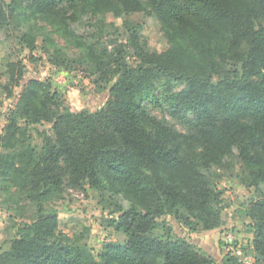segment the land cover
<instances>
[{"label": "trees", "instance_id": "16d2710c", "mask_svg": "<svg viewBox=\"0 0 264 264\" xmlns=\"http://www.w3.org/2000/svg\"><path fill=\"white\" fill-rule=\"evenodd\" d=\"M58 1L38 0L37 6L49 11ZM113 1L115 12L124 16L154 14L173 45L160 55L137 50L141 62L137 68L117 61L114 69V63L97 62L94 84H112V98L96 113L65 107L48 116L49 108L62 106V95L46 88L39 96L38 89L28 88L12 118L19 113L36 123L57 118L54 135L46 137L40 153L28 146L19 156L28 155L40 164L39 170L30 166L35 172L29 175L36 176V182L59 191L58 167L64 161L74 182L102 188L104 173L132 197L135 206L122 209L112 220L127 243L105 245L96 259L87 247L59 232V217L54 214L28 225L10 250L0 253V264H236L237 257L220 258L215 246L173 236L165 218L172 215L189 232L197 231L194 218L204 230L215 229L221 214L214 205L220 193L209 177L212 166L231 167L237 158L250 167L257 180L253 185L262 192L245 215L251 221L252 252L264 264V161L253 154L264 145V28H253L254 20L264 22V0ZM8 8L15 16L18 6ZM6 17L0 1V26L6 25ZM244 45L246 53L241 50ZM155 76L186 84L187 90L171 98V104L193 115L192 125L203 146L201 163L187 160L179 147L166 145L139 124L141 99L153 88ZM38 103L42 106L36 110ZM19 130L17 123L8 125L0 148L18 142Z\"/></svg>", "mask_w": 264, "mask_h": 264}, {"label": "rangeland", "instance_id": "374dc122", "mask_svg": "<svg viewBox=\"0 0 264 264\" xmlns=\"http://www.w3.org/2000/svg\"><path fill=\"white\" fill-rule=\"evenodd\" d=\"M0 1L7 14L6 25L0 26V70L3 74L0 136H4L5 128L13 122L20 129L18 142L12 147L0 148V253L9 251L11 242L19 239L25 228L39 217L55 214L59 217V232L71 242L87 247L98 259L105 245H126L127 237L114 230L112 220L120 216L122 209L135 206L134 200L104 173L102 188H91L87 182H74L64 161L58 167L59 191L49 190L45 184L36 182V176L29 174L35 172V166L39 170L40 164H34L28 155L22 159L19 156L28 146L40 153L46 137L54 135L57 118L36 123L23 113L12 118V111L17 110L26 89L44 91L49 88L62 95L63 104L60 108H49L51 114L48 116L57 115L65 107L72 112L96 113L112 98V84H94L97 62L114 63L111 66L114 69L117 61L123 66L137 68L141 64L137 50L160 55L173 45L172 40L154 14L146 16L139 12L124 16L118 10L115 12L113 0H59L55 4L57 7L49 11H42L37 6L38 0ZM10 5L18 6L15 16H10ZM253 28L255 31L264 28V22L254 20ZM241 50L246 53L248 47L244 45ZM186 90L184 82L155 76L153 88L141 99L139 124L159 140H165L166 145L179 147L187 160L201 163L203 146L192 125L193 115L184 107L171 104V98ZM27 102L32 104L31 100ZM41 106L38 103L36 110ZM251 140H246L247 146ZM253 154L264 161V145H259ZM212 171L209 177L220 193L219 201L214 204L221 214L217 227L204 230L198 219L182 210V214L189 215L197 223V231L189 232L170 215L165 219L173 230L172 235L204 243L202 236L206 239V233H215L217 241L212 239L214 243H207L216 247L220 258L233 255L238 258L236 264H259L251 247V221L245 215V210L262 198L259 186L253 185L257 180L252 170L237 158L233 166L213 165ZM196 215L202 214L196 212ZM227 234L235 239L232 247L223 242ZM47 240L51 242L52 238Z\"/></svg>", "mask_w": 264, "mask_h": 264}, {"label": "crops", "instance_id": "0c3cea01", "mask_svg": "<svg viewBox=\"0 0 264 264\" xmlns=\"http://www.w3.org/2000/svg\"><path fill=\"white\" fill-rule=\"evenodd\" d=\"M205 238L206 239H204V237L202 236V239L201 240L204 241L205 244H208L207 242L214 243V241H211L212 239L213 240L215 239L217 241V238L218 237L216 236L215 233H211L210 232V233H206L205 234Z\"/></svg>", "mask_w": 264, "mask_h": 264}, {"label": "built area", "instance_id": "2783aa9c", "mask_svg": "<svg viewBox=\"0 0 264 264\" xmlns=\"http://www.w3.org/2000/svg\"><path fill=\"white\" fill-rule=\"evenodd\" d=\"M234 237L232 234H227L224 238L225 245L232 247L234 244Z\"/></svg>", "mask_w": 264, "mask_h": 264}]
</instances>
